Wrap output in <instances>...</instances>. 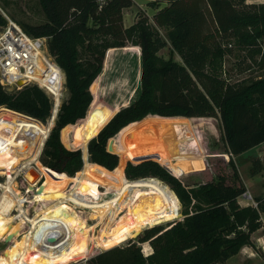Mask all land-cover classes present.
Returning <instances> with one entry per match:
<instances>
[{"label": "trees", "instance_id": "16d2710c", "mask_svg": "<svg viewBox=\"0 0 264 264\" xmlns=\"http://www.w3.org/2000/svg\"><path fill=\"white\" fill-rule=\"evenodd\" d=\"M153 1L165 5L155 13L151 24L143 19L125 27L124 9L134 0H39L46 21L34 25L20 22L29 34L48 37L50 51L65 73L69 91L45 142L43 162L47 166L28 206L37 209L51 204L52 199L42 197L43 190H49L53 197H64L62 186L66 180L62 179L79 171L83 160L128 179L158 177L172 187L185 206L184 218L172 219L175 221L167 227L157 225L164 222L153 223L125 246L108 247L89 262L232 264L227 262L230 257L244 245L252 244V233L260 227L258 220L264 211L262 196L255 198L257 206L239 203L238 197L247 189L234 160L235 155L264 142V76L231 82L218 65L226 54L228 47L223 44L227 39H236L240 46L264 43V4L246 0ZM7 23L0 12V25ZM161 28L166 30L165 35ZM127 41L142 48V75L138 80L133 77L131 84L136 98L125 104L117 97L104 125L111 120L86 144L77 145L76 133L70 132L86 121L92 105L105 103L108 98L94 88L105 55ZM168 45L171 55L165 59L159 51ZM249 51L253 52V48ZM174 52L180 55L181 62L173 58ZM259 63L264 66V58ZM0 106L45 121L51 115L53 101L36 84L12 92L0 83ZM148 115L156 116L146 118ZM189 117L220 119L224 153L234 171L231 182L224 175L193 185L179 178L204 169L207 154L203 123L194 124L195 118ZM135 121L153 125L152 145L157 146L150 155L167 167L151 156L135 159L108 149L109 139L122 129L118 142H123V129ZM62 140L70 148L81 147L83 153L66 148ZM112 142L113 138L110 145ZM138 159L143 160L130 161ZM252 164V175L264 169V159L255 157ZM57 208L80 223L86 220L74 207L62 204ZM20 224L23 226L19 234L28 227L25 222ZM12 225L1 230L0 237ZM144 241L153 247L148 255L139 244ZM9 257L17 264H31L21 242L11 247ZM0 264L12 263L7 259L0 260Z\"/></svg>", "mask_w": 264, "mask_h": 264}, {"label": "rangeland", "instance_id": "374dc122", "mask_svg": "<svg viewBox=\"0 0 264 264\" xmlns=\"http://www.w3.org/2000/svg\"><path fill=\"white\" fill-rule=\"evenodd\" d=\"M246 2L256 5L264 4V0H246ZM162 6L163 4H159L158 2H155L153 0H134V4L132 6L125 8L127 10L124 9V13L127 15L126 18H128L124 19L125 27H128L130 25V22H133L131 23L132 25L135 22L143 19H145L148 24L153 23L155 13ZM0 12L4 15L8 23L12 20L20 26H22L20 22H26L34 25L46 21V16L39 0H0ZM160 30L163 35L166 34V30L164 28H161ZM223 47L228 48H226V54L223 56L222 60L220 59L221 63L218 65V67L220 69L222 68V75L224 77H228L231 82L244 78H257L260 76H264V66L259 63L264 58V43L251 47L240 46L236 39L231 38L224 41ZM252 48L253 52L249 51ZM159 54L165 59L169 58L171 55V47L168 45L162 48L159 51ZM105 57L106 58H104L105 61L103 62V68L101 72L97 75V79H94V81L96 80L94 88L97 92L107 94L108 98L105 103L98 102L92 105L91 107L89 105L90 109L88 107L89 114L86 121H84L80 125H77L74 130L70 132L71 135L73 134V131L76 133L75 143H77V145L81 143L86 144L89 138L93 136L95 137L97 135L99 129L104 125L108 115L113 113V103H115L117 97H119L125 104H129L131 100L136 98L134 92L132 91L131 84L133 77H136L135 79L138 80L141 78L142 75L141 46L127 41L126 45L124 46L110 49L107 53V56L105 55ZM173 58L179 62L182 61L180 55L176 52L173 53ZM68 96L69 91L65 81V86L63 87L61 96L62 102L63 100H66ZM1 107L5 106H0V108ZM155 116L156 115H148L146 118H154ZM48 119L49 118H47L45 121L40 119L39 120L46 124L48 122ZM56 119L51 128V131L56 125ZM192 122L194 124H197L199 122L203 123V132L206 136L208 155L204 160V169L193 171L186 175H181L179 178L184 184L193 185L194 183L200 181L205 182L210 180H217L219 176L224 175L227 177V182H231L234 171L232 167L228 164V154L223 153L226 147L223 143L221 136L220 119L216 117L209 119L195 118V120H192ZM76 123H79V121ZM129 124L128 126L126 125L127 127L123 129L121 133L124 138L123 142H118L120 140L119 132L122 130L121 129L118 133H116L109 139L108 149H110V151L113 153L120 152L128 157H133L135 159L143 156H153L154 158V155H150L151 150H153V148L157 146L156 144L152 145L154 136L153 125L149 124L147 126H144L136 121L131 122ZM112 138L113 142L110 145V140ZM63 145L68 149H80L81 153H83L81 147L77 146L76 148H70L64 142ZM44 147L45 144L42 148V152L38 155L35 162L33 163V166H35L42 172V176H44L43 169L45 168V166H47L43 162ZM217 153H219V155ZM261 154H264V143L260 147H255L253 149H249L245 152L238 154L236 159L234 156V160L238 167L241 178H244V180L250 186L256 185V182L260 181L262 178L259 177L261 175H252L251 172V168L253 166L252 159ZM82 158H84L83 154ZM154 159L159 161L156 157ZM130 161L133 163H138L140 159ZM84 162L85 160H83V167L75 174L71 175L66 172L71 176L69 178L62 179V181L64 182L66 180V182L62 186V189L65 191V194L63 196L71 195L78 200H87L95 203L109 202L118 196L126 201L129 200L131 194V185L134 183H131L128 180H138L140 178L128 179L126 176L124 177L120 173L110 174L104 168L98 165H90L89 163ZM159 162L162 164V161ZM23 172L24 171L19 172L18 176H16V180L18 182L17 184L19 189L23 193L24 208L26 214L28 216H32L36 211H40V209L42 210L45 208V206H43L42 208L34 209V206H28L29 202H31V194L35 191H32V189H34L35 187L38 188L37 186L41 180H39L36 183L37 185L32 188L29 186V182L25 180ZM5 180V175L3 173H0V183H4ZM162 181L165 182L164 180ZM169 187L171 186L169 185ZM1 192L2 189L0 188V193ZM247 194L248 195L246 197H250L248 192ZM241 196H243V194ZM42 197H49L50 199H52L50 205H53L54 211H60L57 206L62 204H66V206L68 207H74L84 217V219H86L83 223H80L75 220L78 224L81 225V227L86 226L89 223L95 224L101 216L99 213H95L93 209H90L86 206L80 204L76 205L75 203L66 199L60 200V197H53L52 193L49 190H43ZM180 203L181 208L179 212L175 216L167 220H180L184 218L183 213L185 212V206L182 204L181 201ZM180 214L182 215L181 217ZM262 215H264V211L260 212V218L258 220V222L260 223V227L258 229H261L262 225H264ZM167 220H162V222L164 223H161L160 221H157L155 223H161L157 225L167 227L175 221L172 220L166 222ZM22 222L27 223L28 227L26 228V231L19 234V230L23 226V224H20ZM151 224L152 223L148 222V220L144 222L141 221L136 230L132 231L130 235L108 246L98 247L96 245V242L92 240L82 242L78 249L72 254V256L60 264H91L89 262L91 257L99 254L100 252L106 249H109L108 247L112 248L114 246H125L131 239H136L139 234L143 233L146 229L150 228ZM11 225L12 227L5 234L3 239L9 234H11L13 237L10 246L5 251L0 253V260L9 259V263L17 264V262H15L14 260L12 261L9 257L10 249L18 242H21V244L23 245V250L26 251L29 257L30 263L38 264L31 257L29 252V246L27 245L26 238L24 237L25 234L29 233L33 229V226L31 225L30 221L26 218L19 217L17 211L14 210V213L11 216L10 220H8L6 223L0 224V231L8 229ZM97 228L99 229V227ZM258 229L252 233V244L244 245L235 255L230 257V259L227 261L228 263L264 264V242L261 243V240H264V228L261 229V232H259ZM95 232L96 231L94 230L91 232V234H94ZM139 244L142 246V250L143 246L144 249L146 248L145 254L153 252V247L151 246L149 241H144ZM47 264H49V262Z\"/></svg>", "mask_w": 264, "mask_h": 264}, {"label": "bare ground", "instance_id": "6f19581e", "mask_svg": "<svg viewBox=\"0 0 264 264\" xmlns=\"http://www.w3.org/2000/svg\"><path fill=\"white\" fill-rule=\"evenodd\" d=\"M48 73L49 76L57 75L58 79L63 75L53 64ZM61 88L57 86L53 89L54 110L46 124L7 107L0 108V173L6 177L4 183H0V224L10 220L14 210L19 217L30 221L33 229L24 237L31 257L38 264H60L70 258L85 241H95L98 247L111 245L130 235L141 221L148 220L152 224L162 222L175 216L181 208L180 199L167 183L155 177H145L126 179L134 183L128 201L119 196L105 203L78 200L71 195L59 198L99 213L101 216L95 224L81 227L67 212L54 211L53 205L28 216L16 176L20 171L35 167L33 163L42 152L62 103ZM38 172L42 178V172L39 169ZM36 185L29 183L32 188ZM94 230L96 232L91 234ZM12 237L9 234L0 241V253L10 246Z\"/></svg>", "mask_w": 264, "mask_h": 264}, {"label": "built area", "instance_id": "2783aa9c", "mask_svg": "<svg viewBox=\"0 0 264 264\" xmlns=\"http://www.w3.org/2000/svg\"><path fill=\"white\" fill-rule=\"evenodd\" d=\"M52 64L62 72L60 79L57 75L49 76ZM19 80L24 83L19 84ZM65 81V73L50 51L47 36H33L12 20L6 25H0V83L6 90L15 92L26 85L36 84L54 103L53 89L61 86L62 91ZM145 251L143 246L144 255L150 254H145Z\"/></svg>", "mask_w": 264, "mask_h": 264}, {"label": "crops", "instance_id": "0c3cea01", "mask_svg": "<svg viewBox=\"0 0 264 264\" xmlns=\"http://www.w3.org/2000/svg\"><path fill=\"white\" fill-rule=\"evenodd\" d=\"M163 4V6L165 5V3H162ZM162 6V7H163ZM161 7V8H162ZM125 10H127V9H125ZM126 14L124 13V19H128V18H126ZM133 21V20H132ZM131 23H133V22H130V25H131ZM129 25V26H130ZM128 26V27H129ZM189 118H215V117H189ZM264 143V142H263ZM263 143H260V144H258V145H256V146H254V147H252L251 149H253V148H255V147H260V146H262L263 145ZM224 153V152H223ZM218 155H219V153H217ZM208 155V153L206 154V156ZM206 156H205V158H206ZM236 157H237V155H235V159H236ZM256 157H259V158H261V159H264V154H261V155H258V156H256ZM150 158H152V159H154L153 157H150ZM205 158H204V160H205ZM255 158V157H254ZM146 159V158H145ZM163 164V163H162ZM164 165V164H163ZM165 166V165H164ZM165 167H167V166H165ZM175 175V174H174ZM186 175V174H185ZM255 175H261V176H259V177H262L261 178V180L260 181H257L256 182V185H252V186H250L245 180H244V178L242 179L243 180V182H244V184H245V186H246V193L248 192L249 194H250V196L251 197H246L247 195H245V193L243 194V196H239L238 197V201H239V203L241 204V205H243V206H246V205H253V206H255V202H257L256 201V197L257 196H262V197H264V169L262 170V171H260V172H258V173H256V174H254V176ZM176 176H178V175H176ZM262 219L264 220V215H262ZM264 228V225H262V227H261V229H263ZM261 229H258V231L259 232H261ZM258 239H260V238H258ZM262 242L261 243H263L264 242V240H261Z\"/></svg>", "mask_w": 264, "mask_h": 264}, {"label": "water", "instance_id": "95a60500", "mask_svg": "<svg viewBox=\"0 0 264 264\" xmlns=\"http://www.w3.org/2000/svg\"><path fill=\"white\" fill-rule=\"evenodd\" d=\"M18 83L19 84H23L24 83V81L23 80H19L18 81ZM53 110H54V103H53V109H52V112H51V115H52V113H53ZM50 115V116H51ZM28 116V115H27ZM50 118V117H49ZM49 120V119H48ZM44 144H45V142H44ZM110 150V149H109ZM88 155H89V151H88ZM88 158H89V156H88ZM145 159V158H144ZM143 160V159H142ZM142 160H140V161H142ZM101 166V165H100ZM103 167V166H102ZM54 169V168H53ZM55 170H57V169H55ZM59 171V170H58ZM108 171H110V170H108ZM24 178H25V180L27 181V182H29V183H37V179H38V177H39V172H38V169L36 168V167H33V168H31V169H28V170H24ZM40 178V177H39ZM39 180H41V178L40 179H38V181ZM35 190V189H34ZM140 233V232H139ZM138 233V234H139Z\"/></svg>", "mask_w": 264, "mask_h": 264}]
</instances>
